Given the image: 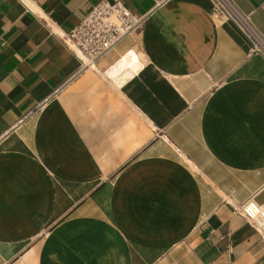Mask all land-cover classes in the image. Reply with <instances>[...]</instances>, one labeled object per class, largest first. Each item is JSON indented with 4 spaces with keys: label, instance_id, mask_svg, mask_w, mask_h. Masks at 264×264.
<instances>
[{
    "label": "crops",
    "instance_id": "0c3cea01",
    "mask_svg": "<svg viewBox=\"0 0 264 264\" xmlns=\"http://www.w3.org/2000/svg\"><path fill=\"white\" fill-rule=\"evenodd\" d=\"M102 1L0 0V264H264V57L211 0H108L118 90L64 43Z\"/></svg>",
    "mask_w": 264,
    "mask_h": 264
},
{
    "label": "built area",
    "instance_id": "2783aa9c",
    "mask_svg": "<svg viewBox=\"0 0 264 264\" xmlns=\"http://www.w3.org/2000/svg\"><path fill=\"white\" fill-rule=\"evenodd\" d=\"M211 3L213 15L232 22L251 44V52L264 57V35L253 22L251 14L244 13L235 0H211ZM144 21V17L134 14L123 2L104 0L88 11L76 29L67 34L64 43L82 64L91 66L131 31L140 29ZM252 200L254 199L246 200L241 205L240 212L264 230V222H255L249 208L245 207ZM257 204L259 203L256 201L255 205Z\"/></svg>",
    "mask_w": 264,
    "mask_h": 264
},
{
    "label": "bare ground",
    "instance_id": "6f19581e",
    "mask_svg": "<svg viewBox=\"0 0 264 264\" xmlns=\"http://www.w3.org/2000/svg\"><path fill=\"white\" fill-rule=\"evenodd\" d=\"M91 66V68L99 70L96 63H92ZM140 68L141 63L139 62L138 54L132 50H128L118 57L117 62L114 63L113 66L108 67L104 71H99L104 77L111 78V80L115 82L114 86L118 89L127 78L136 74ZM255 204L256 201L252 200L245 207L249 208L255 222L262 223L264 222V205Z\"/></svg>",
    "mask_w": 264,
    "mask_h": 264
}]
</instances>
